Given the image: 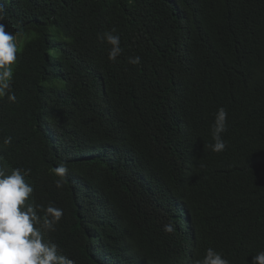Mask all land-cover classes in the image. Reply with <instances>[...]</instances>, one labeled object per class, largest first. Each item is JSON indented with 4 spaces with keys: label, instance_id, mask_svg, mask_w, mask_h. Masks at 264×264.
I'll return each instance as SVG.
<instances>
[{
    "label": "trees",
    "instance_id": "trees-1",
    "mask_svg": "<svg viewBox=\"0 0 264 264\" xmlns=\"http://www.w3.org/2000/svg\"><path fill=\"white\" fill-rule=\"evenodd\" d=\"M0 3L20 39L0 170H30L26 203L63 209L46 241L75 264H196L209 247L252 264L264 252V0ZM220 107L227 147L215 153Z\"/></svg>",
    "mask_w": 264,
    "mask_h": 264
},
{
    "label": "clouds",
    "instance_id": "clouds-1",
    "mask_svg": "<svg viewBox=\"0 0 264 264\" xmlns=\"http://www.w3.org/2000/svg\"><path fill=\"white\" fill-rule=\"evenodd\" d=\"M5 18L4 4L0 3V96L8 95L9 100H15L14 94H8L12 69L16 61V37L5 30L2 21ZM106 32L103 39L107 45L108 60L115 62L121 55L120 37L113 32ZM128 62L133 65L140 63V57H130ZM228 113L220 107L215 113L211 125V135L214 141L209 147L215 153H220L227 147L221 134L227 130ZM7 138L5 143H10ZM68 169L63 162L54 169L57 176L64 177ZM23 172V175H22ZM30 170L16 168L11 175L0 170V264H75V261L60 254L57 244L45 240V236L55 231L64 212L63 209L49 205L46 209L41 205L27 204L33 188L25 182L24 176ZM56 187L61 188V181H56ZM38 210L43 215L38 214ZM171 224L165 225L164 231H173ZM196 264H229L213 248L209 247L202 260ZM252 264H264V252L253 257Z\"/></svg>",
    "mask_w": 264,
    "mask_h": 264
},
{
    "label": "rangeland",
    "instance_id": "rangeland-1",
    "mask_svg": "<svg viewBox=\"0 0 264 264\" xmlns=\"http://www.w3.org/2000/svg\"><path fill=\"white\" fill-rule=\"evenodd\" d=\"M19 42H20V39H18V40L16 41L17 44H19Z\"/></svg>",
    "mask_w": 264,
    "mask_h": 264
}]
</instances>
